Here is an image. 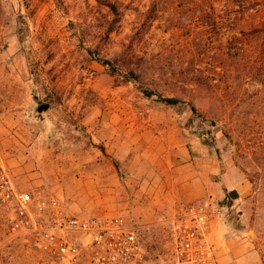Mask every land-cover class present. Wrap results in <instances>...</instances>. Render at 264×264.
<instances>
[{
	"label": "rangeland",
	"instance_id": "obj_1",
	"mask_svg": "<svg viewBox=\"0 0 264 264\" xmlns=\"http://www.w3.org/2000/svg\"><path fill=\"white\" fill-rule=\"evenodd\" d=\"M0 159L64 216L124 218L150 264L190 207H228L264 264V0H0ZM13 219L0 264H58Z\"/></svg>",
	"mask_w": 264,
	"mask_h": 264
},
{
	"label": "built area",
	"instance_id": "obj_2",
	"mask_svg": "<svg viewBox=\"0 0 264 264\" xmlns=\"http://www.w3.org/2000/svg\"><path fill=\"white\" fill-rule=\"evenodd\" d=\"M0 206L14 212L13 233H34L36 244L43 245L55 263L150 264L137 233L124 218L64 216L55 199L40 192H18L1 159ZM210 224V215L203 210H183L173 228L169 264H218Z\"/></svg>",
	"mask_w": 264,
	"mask_h": 264
},
{
	"label": "crops",
	"instance_id": "obj_3",
	"mask_svg": "<svg viewBox=\"0 0 264 264\" xmlns=\"http://www.w3.org/2000/svg\"><path fill=\"white\" fill-rule=\"evenodd\" d=\"M182 151L183 150L180 152ZM166 152V157L168 159L177 155L175 153L176 151L172 153L170 150H167ZM173 159L176 160L175 157ZM185 184V181H180L178 185L186 189L187 184ZM193 185L195 186V192L192 191L194 193L192 199L204 200L208 198L210 189L208 182H205V184L204 182H196ZM222 186L221 196L219 195L221 201L226 193L234 190L226 184ZM189 188L191 192V187ZM236 207H238V204L232 206L231 209L234 210ZM226 208L221 209V219L219 215L213 213L210 224L209 238L216 249L218 264H263L261 248H259L256 241L249 236V232L241 233L244 230L236 228L233 224L235 221H230V219H228L230 216H228Z\"/></svg>",
	"mask_w": 264,
	"mask_h": 264
},
{
	"label": "water",
	"instance_id": "obj_4",
	"mask_svg": "<svg viewBox=\"0 0 264 264\" xmlns=\"http://www.w3.org/2000/svg\"><path fill=\"white\" fill-rule=\"evenodd\" d=\"M47 110H48V106H43V107L40 108L39 112H40V113H43V112H46ZM228 195H229V197H230V199H231L232 201H236V200L239 199V194H238V192L235 191V190L229 192Z\"/></svg>",
	"mask_w": 264,
	"mask_h": 264
},
{
	"label": "trees",
	"instance_id": "obj_5",
	"mask_svg": "<svg viewBox=\"0 0 264 264\" xmlns=\"http://www.w3.org/2000/svg\"><path fill=\"white\" fill-rule=\"evenodd\" d=\"M110 6H111V4H109ZM111 8L113 9V10H115V8L113 7V6H111ZM163 102L165 103V104H167L168 106H176V105H178L180 102L178 101V100H176V99H165V100H163ZM191 111L193 112V113H196V108H194V107H192L191 108Z\"/></svg>",
	"mask_w": 264,
	"mask_h": 264
}]
</instances>
